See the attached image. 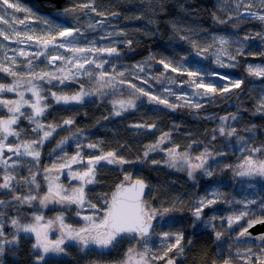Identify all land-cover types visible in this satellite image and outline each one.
<instances>
[{
	"label": "trees",
	"instance_id": "16d2710c",
	"mask_svg": "<svg viewBox=\"0 0 264 264\" xmlns=\"http://www.w3.org/2000/svg\"><path fill=\"white\" fill-rule=\"evenodd\" d=\"M217 1L219 0H165L164 12H160L156 0H151V3H149V0H95L94 6L98 11L106 14L116 12L124 15L125 12L130 11L144 12L143 20L145 24L143 25V29H141V35L129 36L128 39L133 41V48H131V45L129 46L130 48L127 47V50L125 49L127 53V57L125 58L128 60L129 55H137V59L149 60L151 64V62H156V59L161 57L171 59V48L174 62H177V59L180 61L178 57L181 54H188L186 46L177 45V41H182L179 36H177L178 39L176 37L172 39L171 48L169 45L170 40L167 25L173 19H177L181 24L186 25L187 18L183 16L179 8L181 4L185 6L192 19H194V15L195 18H198L197 20L200 21L199 26H201V21H205L207 30L209 29L208 32H220L217 29L219 21L213 19L214 14L218 18L220 17L218 10L219 2ZM17 2L23 7L31 9L40 17V19L33 22L35 23L33 31L39 33V36L49 31L48 27L42 22L43 19H49L69 27L81 28L87 38L86 40L81 38V43H86L87 40H93L94 36H98L97 31H92L86 27L85 22L87 21V17L85 19L81 17L85 9H81L79 4L83 3L84 0H64L61 9H56L50 0H43L41 2H36L35 0H17ZM126 5H130V7L134 5L135 9L125 8ZM65 8L73 10L64 15L63 11ZM8 12L12 17L21 19L27 15L25 12L13 13L12 9H9ZM92 15L95 18L101 17L95 13H92ZM153 15L156 24H147V17ZM108 16L105 20L110 24ZM77 18L80 19L75 21ZM260 30L264 32V26H259ZM247 31L245 27L229 31L233 34L229 35L228 38L230 40L239 39L241 41V52L245 50H243V40ZM196 34L199 35L200 30ZM175 40L176 42H173ZM118 51L124 58L125 53L121 52V50ZM241 55L238 67L229 70L230 76H238L239 80L244 81L241 88L236 89L231 86L232 89L227 92L220 89L214 93H210L203 98L204 100L200 103L201 107L198 109L190 107L186 102H181L175 104L179 106L173 112L157 107H134L124 111L120 116H115L113 115L112 102L104 101V99L98 101L90 98L91 100H84L82 103L73 105V102L58 104L51 96L52 92L71 96L85 89L87 86H95L94 75L96 73L105 72L109 74L113 72L115 76H120L121 73L125 76H132L134 72L131 71V66L127 62L125 64L122 63L125 67L119 66L117 64L119 62H113L114 71L110 67V62L104 63L103 68H90L91 75L87 79L80 78L74 79V81L70 79L66 80L63 84L59 80H53L51 83L35 81V83L42 85V95L47 97L43 103L50 105L44 116L40 117L42 122L45 125H62L65 119H73L74 124L57 128L56 132L44 142V146L39 149L41 153L39 162L33 161L31 157L17 158L14 154L8 153L5 150V153H7L5 158L8 156L13 157L11 163L16 160L24 161V163L7 170L16 176V179L12 182L16 194L22 197L30 194L37 195L38 197L46 195L48 191L44 186L43 179L47 173L50 174V171H46V169H52L54 165L55 167H59L62 163L71 162V158L78 151L80 152V157H78V160H80L79 164H87V166H89L88 161L92 157L106 154L107 152H114L117 158L122 157L128 163L110 166L105 161H100L96 165V182L86 192L87 202L95 204L97 209L101 211L97 213L99 219L104 215L105 201L110 202L118 187L127 184L124 182L125 177L139 175L140 179L148 184L147 195H145L146 197L143 201L150 211L157 213L154 220L153 237L151 239L154 242V248H151L154 253H157L160 257L167 251V241L162 240L163 233H183L185 237H194L190 248L186 250L187 256L184 264H211L214 259V256H212L214 249L217 247V242L211 241L214 236L212 232L222 229L223 235L226 238V240H223V256L226 258L231 257V253L225 250L227 237H229L232 231L243 228L244 224L239 223L235 228H229L226 224L227 217L238 216L242 211H245L248 218L249 216L253 218L251 221L264 219V208L260 207L264 203V180L243 181L237 177V174L240 172V166L244 163V158L251 155L249 151H241L244 145L238 143V138L243 137L249 147L264 145V114L256 111L260 95L264 92V87L260 86L262 82L264 83V77L250 75L248 72L249 66H264V51H259L255 48L254 52H245ZM119 56L114 60L120 59ZM150 56L156 57V59H149ZM19 60L21 74L27 73L29 69L24 66L27 60L24 58H20ZM0 64L3 63L0 61ZM35 66L37 72L43 71L44 67L40 68L39 64ZM57 75L60 74L58 73ZM137 78L139 77L137 76ZM183 78L180 74H172V79L176 80L177 84L180 82L185 84L187 81ZM14 79L16 78L9 77L0 72V83L11 84ZM163 80L165 81L156 82L155 79L149 80V83L154 86L153 90L156 89L155 91L160 92V95L163 94V84L168 85L167 79ZM235 80L233 79V82ZM131 84L135 86L141 85L145 91L152 93L149 91L148 82L133 81ZM174 85L172 84V87ZM25 97L30 98L26 95ZM0 98L17 99L18 97L15 93H0ZM22 110L26 112L31 111L27 107ZM232 114H236V120L230 118ZM7 115V110L0 107V117H6ZM225 116L229 117L226 122V131L230 130L228 126L235 127L236 129V134L230 138L222 136L219 131L222 124L220 118ZM135 124L145 125L146 127H132ZM148 125H155V127L149 128L147 127ZM13 127L23 130L22 138L24 140H31L36 136V133L31 131L34 125H30L23 118L18 126ZM246 129H252V131H246ZM77 131L80 132L79 136L69 139L60 148L57 147V143L60 140L71 136L72 133ZM165 133H169V137L159 144V148L156 151H150L151 155L145 157L144 153L148 150L149 146L157 144ZM213 135H215V139L212 138ZM198 139L200 142L202 141L203 151L207 149L212 153L210 168L213 171V176H206L205 179L197 177L192 183L185 170H172L167 167L165 164L166 153L169 149L175 148L176 153L187 156V152H191L193 148L192 143H199L197 142ZM9 141L13 143L18 142L15 137H9ZM89 144H95L97 147L89 148ZM221 152H223V155H219ZM255 158L264 157H262L261 153H256ZM153 161H158L159 163H153ZM137 162L140 163L135 164ZM137 167L141 169L140 174L133 169ZM62 170L71 171V169L66 167ZM4 171L3 166H0V183L3 182ZM33 176H35V183L25 182L31 181ZM61 181L71 188L80 186L77 182H69L65 177L61 178ZM37 184L40 187H37ZM212 189H215L216 193L214 192V196H208V192ZM200 198L216 199L217 202L210 207L204 208L203 213L205 214L207 210L215 207L216 209H213V214H216L217 219L215 221L210 219L207 224H201L196 221V227L194 228L193 221L195 218L193 212L198 206L197 203ZM0 199L11 201L12 196L10 193L0 191ZM250 201H254V203H250ZM32 204L33 207H28L26 204L20 206L17 202L12 201V205L2 209L5 213V221H8L9 217L18 216L21 223H30L32 216L35 214L42 215L45 219H51L55 214H62L68 226L73 223L77 225L81 224V221L76 217L77 211L74 212V207L72 206L58 205L46 210L40 209L39 200L33 201ZM81 226L82 224L79 228ZM4 231L11 238L10 234L13 229L8 223L5 224ZM20 236L22 239L19 241L18 251L6 253L5 257L0 258L3 259L4 264H35V255L32 249V244L35 243L34 240L28 235H26V238H23L25 234ZM170 239L174 242L175 236L171 235ZM145 241H147L146 244ZM145 241L143 242L144 250L149 240ZM133 242L132 240L125 239L121 247L122 249H112L108 252L100 253L93 251L89 256L84 255L77 249L66 248L67 259L47 258L45 261L47 264H88L90 262L93 264H105L110 261L112 264H121L122 261L120 260H122L123 253L128 247H131ZM250 248L252 253L255 254L253 259L256 256L264 259V253L261 252L260 246ZM248 249L244 251L248 253ZM164 260L165 258L160 259V264ZM45 261L43 264H45ZM233 261L237 264H243V257L236 258Z\"/></svg>",
	"mask_w": 264,
	"mask_h": 264
},
{
	"label": "snow or ice",
	"instance_id": "6c2138e0",
	"mask_svg": "<svg viewBox=\"0 0 264 264\" xmlns=\"http://www.w3.org/2000/svg\"><path fill=\"white\" fill-rule=\"evenodd\" d=\"M95 0H84L83 3L79 4L81 9H87L92 13H95L98 16H101L103 19L89 22L88 27L92 31H96L98 25H102L104 23V19L107 18V15L104 12L98 11V9L94 6ZM151 3V0H149ZM156 4L159 5L160 12L165 11V0H156ZM240 4H243L245 9H250L251 4L247 3L246 0H239L237 4V9H239ZM261 12H264V0H260ZM181 11L188 14L185 6L183 4L179 5ZM0 24H8L9 27L13 24L24 25L25 30L23 32L17 31L13 28V32L17 39L13 40L10 35H8L3 29H0V38L4 40H9L11 42L23 44L25 41H35V43L40 46V50L33 53H26L23 49L18 51V55L24 57L27 60V64L24 65L29 69L27 73L21 74L16 71V68L19 66L14 58L8 57L9 60L12 61V66H5L4 64H0V72L4 73L9 77L16 78L12 81L11 84L0 83V93H15L18 97L17 99H6L0 98V107L7 110L8 115L6 117H0V166H3L5 169L4 175L2 177L3 182L0 183V189L7 190V193H10L12 196L11 201H7L5 199H0V258L5 257L6 253H15L18 251L19 241L22 239L20 236L21 233L25 234H34L35 235V243L32 244L33 253L35 255L36 264H40L41 261H45V256L49 253H63L67 254L65 248H62L61 245L64 243V238L55 241L54 243L49 241L47 238V232L45 231V227L41 226L40 221L43 219L41 215H34L32 219L35 223H21L19 217H9L8 221H5L4 216L5 213L2 211L3 208L12 205V201L17 202L18 205L23 206L27 205L28 207H33L32 202L39 200V204L41 207H45L48 202L52 201L54 198L56 202H68L69 204H76L77 208H83L86 204L88 207L92 209H97L95 204H89L86 200V194L84 191L85 184L95 183V175H96V165L99 164L100 161H105L108 164H124L128 163V161L124 160L122 157L117 158L114 152H107L106 154H101L99 156H94L89 159L88 164L89 167L86 171L82 173H73L70 172L69 175L72 176L73 179H79L82 181L81 186L73 190V194L69 196L65 191L62 190L60 185H54L52 181L49 182L48 192L43 197H38L37 195H27L20 196L16 194L15 188L13 186V181L16 179V176L13 173L8 172L9 168H14L18 164L24 163L22 160L13 161V163H9L10 160L13 159L12 156L4 157L5 150L8 153L14 154L15 157H31L33 161L39 162L40 159V148L44 146V142L48 140L54 132H56L57 128L63 126H71L74 124L73 119H65L62 125L55 124H47L45 125L40 117L44 116L47 108L50 106L48 104L43 103L44 100L47 99L46 96L42 95L43 88L39 83H35V81H42L44 83H51L53 80H59L61 84H63L66 80L72 79L74 81L75 77L80 74L91 75V72L85 68L86 64L95 63L96 67L103 68L104 63L108 61H98L97 59L89 58L88 56L83 55L84 53H106L108 56H119V51L114 46V43L109 46H100L97 47L94 40H87L85 46H80L81 38L87 39L85 33L81 28L78 27H69L67 25L54 22L49 19H43L42 22L48 27L49 31L37 36L35 32L28 28L25 23L26 20L30 22H35L40 19V17L34 13L31 9L23 7L17 0H0ZM7 9H12L13 13L25 12L27 15L25 18H17L13 17L11 22H9V13ZM73 9L65 8V13L72 11ZM112 16L118 15V13H110ZM155 15V12H154ZM154 15L147 17V24L155 25L156 20L154 19ZM247 16L254 19H258L260 21H264V14H259L253 11H246L243 14L238 13L239 16ZM136 19H141L142 17L137 16ZM214 20H218L220 23H227V21L220 19L213 15ZM229 20L233 19L232 16L228 17ZM170 26L173 29L174 34H179L181 40H188L192 43L193 47H197L195 41L191 40V37L184 36L180 34L182 31L187 30L189 32L193 31L192 28L181 25L180 21L177 19H173L170 22ZM120 36H126L127 33L121 30L117 33ZM149 34V33H145ZM262 38H264V34L258 33ZM113 36V33H108L107 36H101L100 39H108ZM249 36H245L244 39H249ZM219 42L223 44H227L228 41L224 37H219ZM128 46H131L133 41L131 39H126L121 41ZM2 47V45H0ZM30 47V45H29ZM51 47L52 49H63L65 52L71 53L69 56H64L62 53L49 52L48 49ZM12 51L16 52V49ZM242 49L238 50L239 52ZM199 54V53H197ZM31 55L36 60H39L41 57H45L48 61V64L54 68H57L56 73L49 71H41L37 72L34 66V60L28 59V56ZM231 59H235L234 56L230 57ZM149 59H156V57L150 56ZM182 59H187L183 57ZM56 61H60L65 67H68V72L64 73L63 67H57ZM156 62L161 64L166 71H171L174 73H178L181 75L186 74L190 79L187 83L189 86H194V89L203 88L205 93H214L217 91V88L212 84H205L203 80V75L198 71H189L187 70L183 63L174 62L173 59L168 57H161L156 59ZM221 67H230L232 65H225L223 61L217 58L216 61ZM141 71H143L142 65H137ZM72 68H75L77 71L72 72ZM248 72L250 75H255L257 77H264V68L261 67H248ZM120 75H123L121 73ZM214 75H219L220 79H230L218 73ZM105 76L104 72L100 73V80H103ZM26 77V79H24ZM162 79H167L171 84H177L176 80L165 77L161 74ZM114 79V78H113ZM146 82V81H144ZM27 84V88L25 91L31 93V98H26L25 93L20 91L24 84ZM119 83H124V81H119ZM244 83L242 80H236L232 83V87L239 89L241 85ZM108 81H104V85H108ZM114 87V85H111ZM129 88L134 90L131 98L129 99H121L118 101H113V115L120 116L124 111L128 109L136 107V99L137 96L135 93H139L140 96H147L150 102H154L156 104L164 105L167 108L175 110L179 105H175L169 102L167 97L158 96L150 94L148 91H145L143 88L136 87L134 84L129 83ZM229 89L225 87L223 91L227 92ZM169 95H175L178 100L182 99L180 94H177L171 89H165ZM92 93L85 92L81 90L71 96L65 94H58L57 92H52L51 96L56 101V103H64L68 104L70 102L74 103H82L83 98L85 96L91 95ZM187 96V94H184ZM193 96L201 97L202 94L194 91L192 93ZM186 103L189 104L192 108L201 107L198 101L192 102L191 100H186ZM27 107L31 109L30 112L23 111ZM256 111L260 114H264V92L261 93L257 109ZM25 119L28 121L30 125H34L31 131L36 133V136L31 140H24L22 138V129H19L18 126L21 119ZM107 118V117H105ZM232 120H236V114H232L230 117ZM222 124L219 128L220 134L222 136L233 137L236 134L235 127L228 126L230 130L226 131V122L229 117H221ZM132 127H146L145 125L135 124ZM147 127L153 128L155 125H148ZM254 127V126H253ZM246 131H252V129H246ZM80 135V132L77 131L72 133L71 136L65 137L57 143V147L60 148L63 144L67 143L69 139L75 138ZM169 133H165L161 136L160 140L157 144L149 146L148 150L145 151L144 156L147 157L150 151H156L159 148V144L163 143L168 137ZM9 137H15L18 142L13 143L9 141ZM215 139V135L212 137ZM238 143L243 144L244 147L241 148V151H249L251 155L244 158V164L240 167L242 171L238 174L241 176L248 177H260L264 179V158H255L256 153H261L262 157H264V145L260 147L255 146H247V142L244 141L243 137L238 138ZM79 146V145H78ZM89 148H96L97 145L89 144ZM176 150L175 148L168 150V156L170 163H168L169 167L176 166ZM219 155H223V152L219 153ZM78 157H80V152L78 151L76 155L71 158L72 163L78 162ZM205 157H212V153L205 149L204 153L201 156L197 157L198 160H201L199 164H189V172L188 176L190 179H193V170L200 169L203 171V174L211 177L213 176V171L210 167H205ZM214 158V157H213ZM187 162V161H185ZM153 163H159L158 161H153ZM55 167V165H54ZM65 167H70L69 163H62L59 165L60 169ZM46 171H51V169H46ZM47 179V177H46ZM55 180H58L59 177H55ZM125 179H129V177H125ZM26 183H35V176L32 177L31 181H25ZM37 187H39L37 185ZM145 188V184L143 181H136L131 187H119L118 191L113 194L111 201H105V209L104 216L98 221L93 222L92 217L85 216L83 219L87 222L86 225L79 230L71 229L68 225L64 224L63 217L57 216L56 220L61 223L62 229H67L64 233V236L67 237L68 240L76 241V243L83 245L84 249L88 248L89 245H95L96 248L105 250L112 247H115L116 244L121 243L122 241L118 239L122 237L123 234H136L141 238L149 236V229L152 228L151 220L155 218L157 215L156 212L150 211L148 206H146L145 202L141 199L143 194V190ZM214 196V194H213ZM216 199H206L200 198L198 201V206L194 209V221L193 227H196V221H202V213L204 208L210 207L212 204L216 203ZM250 203H254V201H250ZM261 208H264V203L260 205ZM99 211V209H97ZM167 211V210H166ZM77 215H80V212H77ZM247 215V212L242 211L238 216H229L227 217L228 227L231 228L234 222L239 221L242 217ZM212 219H215L213 217ZM8 223L9 226L13 229L11 238H9V234L4 231L5 224ZM254 223H264V219H259L255 221H251L248 224V228H251ZM51 222H49L50 226ZM207 226V225H206ZM248 228H244L240 233L241 236H244L248 233ZM175 236V241L172 242L170 236ZM223 233L216 232L215 239L217 241L221 240ZM135 238V237H134ZM183 233H163L162 240L167 241V251L160 257H149L148 252L149 249L145 247L144 252L137 253L135 258L132 257L131 253L134 251L133 249H129V258L127 261L122 262V264H151L152 260L164 259L168 252H172L174 249L178 251V253L184 252V247L182 246ZM257 239L264 241V235H261ZM147 241H145V244ZM191 243V241H189ZM261 252L264 253V245H261ZM255 254L252 253L251 248L248 249V253L243 257V264H264V259H261L260 256H256L253 259ZM0 264H4L3 259H0ZM45 264L47 262L45 261ZM167 264H174V258H168ZM224 264H229L228 260L224 261Z\"/></svg>",
	"mask_w": 264,
	"mask_h": 264
},
{
	"label": "rangeland",
	"instance_id": "374dc122",
	"mask_svg": "<svg viewBox=\"0 0 264 264\" xmlns=\"http://www.w3.org/2000/svg\"><path fill=\"white\" fill-rule=\"evenodd\" d=\"M217 2H219L218 3V10H219L220 14H222V15H224L225 13L227 14V13H231V12H237V15L236 16L238 17V13L243 14V13H245L248 10L253 11V12H257L259 14H264V12H261L262 5L260 4V0H246L247 3H250L252 5L250 9H245V7H244L243 4H240L239 9H237V4L239 3V0H219ZM1 11H3V9H1ZM8 11H9V9H7V12ZM63 12H64V15H65L66 14L65 11H63ZM181 13H183V16H185L186 18L187 17H189V18L191 17L189 12H188L187 15H185V13L183 11H181ZM81 17H82V19H85V17H87V21L85 23H86V27L88 29H90L88 27L89 22H95V21H98V20L103 19L102 17L95 18L94 15H92V12H90L87 9L84 10L83 15ZM240 17L243 18V15L239 16L238 18H240ZM8 19H9V22H11V20L13 19V17L9 14ZM79 19L80 18H77V19H75V21H78ZM25 23L27 24L28 28L34 30L35 23L30 22L28 20H26ZM192 23H194V21H192L191 24ZM108 25H109V23L106 22V20L104 19V23L102 25H98L97 26L96 31L98 32V36H94V39H93L95 41L97 47H100V46H108L110 43L113 44L114 42H115L114 43V46H116V45L120 44L121 41H123V40L120 39V37L117 39V36H118L117 33H119L118 31H110V30H108V29H110L108 27ZM13 28H15L17 31H21V32H23L25 30V26L24 25L13 24V25H11V27H9L8 24H0V29H3L8 35H10L12 37L13 40H15L17 38L15 37V34H14L13 30H12ZM198 31L199 30H195L194 29L195 34H192L193 37L191 38V40L195 41L196 44H197V48H198L197 52L188 53L186 55L181 54L178 57L180 61H178V59H177V62L183 63L184 67L187 70H189V71H198L201 74H204L203 75V80H204V83L205 84H209L210 83L214 87H216L217 90H220V89L223 90L225 87H228V89L231 90L232 89L231 85L233 83L232 81L229 82V79H220V78H218L219 75H214V74H216V73L220 74L219 72L223 69V67H221L216 62L217 61V58H219L221 61H223L225 65L227 64V62H226L225 59L228 58V62L231 64L232 63V59L230 57L231 56H234L233 52L230 51L229 48H228L229 53L226 52V50H224V48H223L224 44L223 45H220L221 43L219 42V39H218L219 38V35L213 34V35H207V36L205 35V37H203V36H199L200 34L199 35L196 34ZM110 32L113 33V36L112 37H110L108 39H100L101 36H107V34L110 33ZM35 34L37 36H39V33H35ZM180 34H182L184 36H190V35H187V30L182 31ZM177 36L180 37L179 34H176L175 37L177 39H178ZM114 37H116V38L111 41V38H114ZM173 42H176V40L173 41ZM252 42H253L256 50H262V51H264V38H262L260 35L259 36L257 35L254 40L252 39ZM86 43H81L80 42V46H85ZM0 45H2V47H0V61L5 66H12V61L9 60L8 57L14 58L15 61L17 62V64L19 65L16 68V71H18V72H20L19 68H21V66H20V60L19 59L20 58H24V57H22V56H20V55L17 54L18 51L20 49H23L26 53H29L30 54V53H33V52H36V51L40 50V46H38L35 43V41H25L23 44H20V43H15V42H11L9 40H4L3 38H0ZM29 45H30V47H29ZM177 45H180V46L181 45H184V46L189 47V46L192 45V43H190L188 40H182V41H179V42L177 41ZM13 49H16L17 51L14 52V51H12ZM48 51L49 52H56V51H58V52L62 53L64 56L71 55V53L65 52L63 49H52L51 47H49ZM197 53H199L200 55H202V57L204 58L203 59V63H195L194 66L190 67L191 66V61H192V55L193 54H197ZM83 55L88 56L89 58L97 59L98 61H105L106 59L108 61L110 59V57H112V56H108L106 53H103V54L96 53L95 55L93 53H84ZM113 57L116 59V56L115 55H113ZM183 57H186L187 59H182ZM28 59H33L34 60V66L37 65V64H39V67L40 68L44 67L43 68V71H49V72H53V73H56V74L59 73V72H57V68H54V67H52L51 65L48 64V61H47V59L45 57H41L39 60H36V59H34V57H32L31 55H29L28 56ZM171 59H172V56H171ZM137 60H141V59H137ZM141 61L142 62H139V61L138 62H135V66L142 65L143 66V71H141L138 67H132L131 68L132 69L131 71L134 72V75L136 77L138 76L141 80L148 82V85L150 87V90L149 91L153 92L154 86L151 83H149V80H154V78H152L154 67H151V64H150V61L149 60L148 61L147 60H141ZM55 63L57 65V67H63L64 68V73L65 74L68 72V67H65L60 61H56ZM94 67H96L95 63H93V64H86L85 65V68L88 69V70L90 68L92 69ZM255 67L264 68V66H259V65L255 66ZM76 71L77 70L75 68H72V72H76ZM160 72H161V70H160ZM160 72H158L156 74H158L159 76H161V73ZM172 74H178V73L172 72ZM105 75H106V73H105ZM164 76L165 77H168V73L165 74ZM182 76L184 77L183 79H185L187 82L190 79H193V78H190L189 76H187L186 74H184ZM88 77H89V75L80 74V75H78V76L75 77V80L76 79H80V78L87 79ZM104 79L105 78H103V80ZM96 80L103 81V80H100V74L99 73H96L94 75V82ZM162 81L164 82L165 80H163L161 78L160 79V82H162ZM187 82L185 84L182 83V82H180L179 84H175L172 87V89H171L173 92H175L177 94H180L182 96V99L178 100L175 95L169 96L168 94H166L168 92L165 91V89L166 88L169 89V81H168V85L167 84H163L164 89H162V93H165V94H162V96L163 97H167V99L169 100L170 103L177 104V103L185 102L186 100H191L193 102V99L192 98H195L199 103H201L204 100L203 98H205L208 94H210V93H205V91H204L203 88L194 89V86H189V84ZM260 86L264 87V83L262 82V85H260ZM26 88H27V85L25 83L23 85V87L20 89V91H23L26 96H28V97L31 98V93L25 91ZM86 88L87 89L88 88L90 89L92 87L91 86H87ZM263 90H264V88H263ZM83 91H84V89H83ZM194 91H197V92L201 93L202 96L201 97L193 96L192 93ZM184 94H187V96H185ZM112 96L114 98L123 99L122 97L118 96V92H116V94H114ZM128 98H131V97H128ZM89 99H90L89 96H85L83 98V101L84 100H89ZM72 104L75 105L77 103H74L73 102ZM150 153L148 155H151ZM202 153H204V151L202 149V141H201V142H199L196 146H194L191 149V152H187V156H184L183 154H178L177 153V155H176V166L175 167H169L168 166V163H170V160H169V156H168V152H167L166 153V163L165 164L167 165V167L169 169H172V170H185L186 171L185 173H187V176H188V172L190 170L189 169V164H193L194 165V164L201 163V160H198L197 157L201 156ZM6 154L7 153L4 154V157H5ZM205 160H206L205 167H210L211 162H212L211 157H205ZM185 161H187V162H185ZM79 162H80V160H78V162H76V163L69 162L70 167H66V168L71 169V171L70 170H64L63 171L59 167H52V169L50 171V174L47 173L44 176V179H43L44 180V186L46 187L47 191H48L49 182L52 181L54 185H60L62 187V190L65 191L69 196H71L73 194V191L72 190L78 188V186H76L74 188L68 187L66 185V183H64V182L61 181V178L65 177L69 182H77L81 186V183H82L81 180H79V179H73L72 176L69 175L70 172H73V173H82V172H84V171L87 170V168L89 166H87V164H85L86 166L85 165H82V164H79ZM9 163H11V160L9 161ZM139 163L140 162H137L135 164H139ZM116 164H119V163L108 164V165L114 166ZM120 165H123V164H120ZM129 165H133V164H129ZM133 169H135L136 172H140L141 171V169L139 167L133 168ZM239 171H242V168L241 167H240V170ZM46 177H47V179H46ZM55 177H59V179L58 180H55L54 179ZM193 177H194L193 179H190L189 176H188V178L190 179V181L192 183H193V181L197 177L198 178H201V179H205L206 178V175L203 174V171L202 170L196 169V170H193ZM237 177L239 179L243 180V181H254V180H256V181H263L264 180V179H262L260 177H248V176H241L239 174H237ZM133 179H134V177L132 176V177H129V179H127V180L125 179L124 182L125 183H128V182H130ZM93 184L94 183H91L88 186L87 185H84L85 194L87 192V189L90 188L91 186H93ZM39 187H40V185H39ZM3 190L4 189H0V191H2V192H4V191L7 192V190H4V191ZM214 192H215V189L210 190V192H208L209 193L208 196L213 195ZM56 199L54 198L52 201L48 202L45 207H41L40 206V209H46L47 210V209H50V208H54V207H56L58 205L59 206H66L67 205L68 207L69 206H72V207H74V212L75 211H77V212L79 211L80 212V215H77V212H76V217L78 218V220L81 221V224H82V226L80 228H82L83 226H85L86 223H87L83 219V217H85V216L92 217L93 222H98L101 219V218L99 219V217L97 215V213L98 212H101V211L100 210L98 211L97 209H92V208L88 207L87 204L83 208H77V205L76 204H69L66 201H64V202H56ZM213 209H216V208L213 207ZM213 209L207 210L206 213H205L206 214V218L202 219V221H200L199 223L202 224V222H204L205 224H207V223H209L210 219L212 221H215L217 219V216H216V214H213ZM35 215H38V214H35ZM61 215L62 214H55L51 219H45L44 216L41 215L43 217V219L40 221V225L41 226H47V227H45V231L47 232V238H48V240L54 243L55 241H57V240H59V239H61L63 237L64 238V243L61 245L62 248H63V245H72V246L77 247L81 251V249L83 248V245H80V244L76 243V241L68 240L67 237L64 236V233L67 231V229H62L61 223L58 220H56V217L57 216H61ZM213 217H215V219H212ZM156 219H157V217H156ZM252 219L253 218L251 216H249V218H248V216L245 215L242 218L241 221L234 222L232 224V228H235V226L237 224H239V223L240 224H244V226H246L248 228V224H249V222H251ZM154 220H155V218L152 219V221H154ZM49 222H51L50 226H48L49 225ZM63 222H64V224H66L64 218H63ZM31 223H35V221L32 219ZM80 225H77V224L73 223V224H70L69 225V228L79 230L80 229L79 228ZM208 227H209V224H208ZM50 234H51V236H50ZM27 235L30 236L34 240V242H35V235L34 234H27ZM128 240L134 241L133 244H131V247H132L131 249H133V247L136 246V244H138V242H136L135 239H132L131 238V239H128ZM139 241H141V240H139ZM151 248H154V242L151 239H149L148 244H147V249H149V252H148V256L149 257H153L151 255V253H154ZM137 249H138L139 253L140 252H143L142 249H141V244H138V248ZM84 250H86V249H84ZM131 255H132L133 258H135L136 253H134V251H133L131 253ZM62 256H63V253H49V254H47L45 256V259H47V258H58V257H62ZM155 257H159V256L156 255ZM128 258H129V249H128V255L126 256L125 260L127 261ZM158 260L159 259L152 260L151 263L154 264V262H156ZM43 263H44V261H41L40 262V264H43ZM35 264H36V261H35Z\"/></svg>",
	"mask_w": 264,
	"mask_h": 264
},
{
	"label": "flooded vegetation",
	"instance_id": "af4514ba",
	"mask_svg": "<svg viewBox=\"0 0 264 264\" xmlns=\"http://www.w3.org/2000/svg\"><path fill=\"white\" fill-rule=\"evenodd\" d=\"M133 6L130 7V5L129 6L126 5L125 8H130L131 10H134L135 7H133ZM171 9H172V6H171ZM111 13H114V12H111ZM236 15H237V12H231V13H227V14L225 13L224 15L220 14L221 18L220 17L219 18L227 21V23L218 22L217 23L218 24L217 29H219L220 32H217V33L208 32L209 29L207 30V25L205 24V21L204 22L201 21V26H199L200 21L197 20L198 18H195V15H194V19H192L191 17L190 18L187 17V20H186V24L188 25V27L193 29V31H191V32L187 31V35H190L188 37H191V38L193 37L192 34H195V32H194V29H195V30H200V35L199 36L205 37V35L207 36V35L217 34V35H219V37H224L228 41L227 44H224L223 48L228 53H229V51H228V48H229V50L233 52L235 59L234 60L232 59V63L231 64L228 62V58L225 59L226 62H227L226 65H232V66L223 67V69L219 73H220V75H223L225 77L230 78L229 82H231V81L233 82V79L234 80L235 79L239 80L238 76H234V77L230 76L231 74H229V70H232V68H234V67L235 68L238 67L237 65H239V60L242 57V55H241L242 53L243 54L245 52L252 53V52L255 51V46H254V44L252 42V39L254 40L256 38L257 31H258V33H261V34L264 33L263 30L259 31V26L263 27L264 26V21H260L258 19H254V18H250V17H246V16H243V18L242 17L238 18ZM137 16H140L142 18L141 19H136L135 17H137ZM143 16H144V12L142 13L141 11L140 12H135V11L125 12L124 15L118 13V15H116V16H112L109 13L108 18L110 19V24L108 25V27L110 29H108V30H110V31H118V32L123 30L124 32H126L127 33L126 36H120V35L117 36L118 38L120 37L121 40H123V39L126 40L131 35H141V29H143V25L145 24L144 20H143L144 19ZM229 16H232L233 19L229 20L228 19ZM192 21H194V23L191 24ZM256 24H258V26H256ZM182 25H184V24L182 23ZM167 27H168V35H169V40H170L169 45H170V48H171L172 47V39L175 38L176 34L173 33V29L170 26V23L167 25ZM239 27L240 28L241 27H245V29L248 30L247 33H245V34H246V36H249L250 38L247 39V40H245V39L243 40V42H244L243 50L244 49L245 50L243 52L240 51L239 54H238V50L242 49L241 44H240L241 41L239 39L232 41L228 37H229V35H233V34H231L229 32L230 30H234L235 31ZM134 29H137V30H134ZM115 38L116 37L111 38V41L113 39H115ZM109 45H112V44L110 43ZM220 45H222V44H220ZM115 47L117 48V50H121V52L123 51L125 53V55H124V58H123V55L120 54V56H119L120 59H118V60H114L115 58L113 56L110 57L108 62L111 63L110 67H111V69L113 71H114V69H113V64L114 63L113 62H115V61L119 62L117 64L119 66H122V67H125V65H123L122 63L125 64L127 62V64H129L131 66V68L132 67H136L135 66V62H138V61L142 62L141 60H137V58H136L137 55H132V56L129 55L128 60H126V58H125V57H127L126 50H127V47L128 48H130V47L128 45H126L125 43L120 42V44L116 45ZM131 48H133V44H132ZM186 50H187V53H194V52H197L198 48L197 47L194 48L193 45H191L189 47L186 46ZM259 51H262V50H259ZM171 56H172V48H171ZM194 56L199 57V59H195ZM116 57H118V56H116ZM250 57H252V56H250ZM203 59L204 58L202 57V55L193 54L190 67L194 66L195 63H203ZM151 67H154L152 78H154L156 82H160L161 76L156 74V73L160 72V70H161V72H160L161 74L165 75V74L168 73V78L172 79V72L171 71H166L161 64H159L157 62H151ZM112 73L106 74L104 76L105 79L103 81L96 80L95 81L96 85L94 87H92L90 89L89 88L88 89L87 88L84 89L85 92L92 93L91 95H88L91 99H94V100L96 99L98 101L104 99V101L106 100V101H110V102L121 100V99H118V98H114L112 96V95L116 94V92H118V96L122 97L123 99H129L128 97L132 96L134 90L132 88H129L128 84L133 82V81H135V82L143 81V80H140L139 78H137L135 75H132V76H125V75L115 76L114 73L113 74ZM104 81H108L109 84L108 85H104ZM119 81H124V83H119ZM111 85H114V87H112ZM136 87L143 88L141 85H138ZM169 89H172V84L170 82H169ZM155 90H153V92L150 93V94L162 96V95H160V92H157ZM163 94H165V93H163ZM166 94H168V93H166ZM135 95L137 96L136 108H143V107L144 108H146V107L156 108L157 107V108H160V109L161 108L162 109H167L169 112L176 111V109H177V107H176L175 110H173V109L165 107L164 105L156 104L154 102H150L147 96H140L139 93H135ZM169 96H172V95H169ZM192 99H193V102L197 101L195 98H192ZM172 104H174V103H172ZM197 142H200V140L198 139ZM196 145H197L196 143H192V147H194ZM137 173L140 174L141 171L137 172ZM137 176H139V175H137ZM137 176H134V179L131 180L130 182H128L127 184H130L134 180L143 181L142 179H140V176L139 177H137ZM143 182L146 184V186L148 185L145 181H143ZM85 185H87V184H85ZM117 191H118V189H117ZM215 193H216V191H215ZM204 218H206V214L202 213V219H204ZM198 222H200V221H198ZM154 224H155V222H154ZM202 224H205V223L202 222ZM222 224H223V221H222ZM226 224L228 226V223H226ZM254 224H256V223H254ZM244 228H247V227L244 226L243 228H241V229H239L237 231H232V233H230L229 237H227V241H226L227 244L225 245V250H227L232 255L229 258H226L225 256H223L224 255V252L222 251L223 244H224L223 240H226L224 235H222L221 240H219V241H217L215 239V233L217 231L223 233V230L220 229V230H217L216 232L215 231L212 232V234L214 236L211 239V241H216L217 242V247H216V249H214V252H213V255H212V256H214V259H213L211 264H224L225 260H228L229 264H237L233 260L236 259V258H239V257H244L245 254H247L244 251L245 249L253 247V246L264 245V241L260 242V244H256V242H254L253 240L240 241L239 240V233H241ZM23 234L24 233H21L20 235H23ZM152 235H153V233L150 234L147 237L141 238V237L133 235V234H131V235L123 234L122 237L118 238V239H120L122 241L121 243L116 244L115 247H112V248H109V249H105V250L98 249V248H96L95 245H89V247L86 248V250H84V251H80L77 247L72 246V245H63V248H65V249L68 248V249H72V250L77 249V250H79V252L83 253L84 255L89 256L93 251H97L98 253H100V252H108L109 250H112V249L113 250L119 249V248L122 247V244H123V242H125L126 238H127V240L132 238V239H135L136 242H138V244H141V249L144 252L143 242L145 240L152 239V237H153ZM183 237L184 238L182 240V246L184 247V252L181 254V253H178V251L174 249L172 252H170L165 257L164 262H162L161 264H165L167 262L168 258H174V264H184V260H185V258L187 256L186 250L189 249L190 246H191L190 245L191 243H189V241H192L194 239V237L193 236L185 237L184 235H183ZM139 240H141V241H139ZM138 244H136V246L133 247L134 253H136V254L139 253V251L137 249L138 248ZM130 248H132V247H128V249H130ZM128 249H126V251L123 253L122 260H120V261H122V262L126 261L125 258L128 255ZM151 255L152 256H156L158 254L157 253H151ZM67 257H68V254H66V255L63 254L62 257H58V258H60L61 260H64V259H67ZM109 258H110V256H109ZM122 262H121V264H122ZM88 264H93V263L90 262ZM105 264H112V262L110 261V262L105 263ZM154 264H160V259L158 261L154 262Z\"/></svg>",
	"mask_w": 264,
	"mask_h": 264
},
{
	"label": "water",
	"instance_id": "95a60500",
	"mask_svg": "<svg viewBox=\"0 0 264 264\" xmlns=\"http://www.w3.org/2000/svg\"><path fill=\"white\" fill-rule=\"evenodd\" d=\"M35 1L41 2L43 0H35ZM50 1L55 5L56 9H61V6L64 2V0H50ZM194 57H195V59H199V57H197V56H194ZM136 181H138V180H134L130 184H125V185H122L120 187H131L133 184H135ZM87 185H89V184H87ZM147 191H148V186H146V184H145V188H144L143 194L141 196L142 200H144V198L146 197L145 195H147ZM151 224H152V228L149 229V235L153 233V231H154L153 226H155V224L152 220H151ZM133 235H136V234H133ZM261 235H264V223H256L251 228H248V233L246 235L241 236L239 233V240L240 241L253 240L254 242H256V244H260V242H262V241L257 239V238L260 237ZM165 264H167V262Z\"/></svg>",
	"mask_w": 264,
	"mask_h": 264
}]
</instances>
